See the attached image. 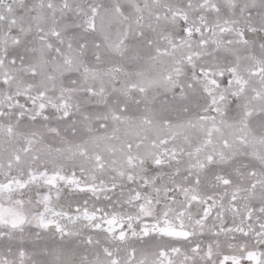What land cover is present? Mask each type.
<instances>
[{
    "label": "snow or ice",
    "instance_id": "1",
    "mask_svg": "<svg viewBox=\"0 0 264 264\" xmlns=\"http://www.w3.org/2000/svg\"><path fill=\"white\" fill-rule=\"evenodd\" d=\"M0 264H264V0H0Z\"/></svg>",
    "mask_w": 264,
    "mask_h": 264
}]
</instances>
